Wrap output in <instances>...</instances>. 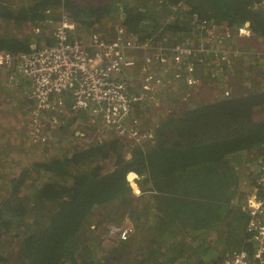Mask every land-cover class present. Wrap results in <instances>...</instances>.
<instances>
[{
  "label": "trees",
  "instance_id": "16d2710c",
  "mask_svg": "<svg viewBox=\"0 0 264 264\" xmlns=\"http://www.w3.org/2000/svg\"><path fill=\"white\" fill-rule=\"evenodd\" d=\"M253 1L126 0L123 7L116 3L91 5L80 0H24L22 4L0 0V20L12 27L11 32L0 31V50L14 53L31 51L34 44L38 48L55 44L52 37L54 30H50V27L44 26L45 30L37 35V39L22 30V27L31 21L34 28H41L40 22L46 25L52 14L61 10L75 21L80 37L99 31L100 24L119 16L124 27L137 36L139 42L157 46L161 39L167 44H174L176 40L191 43L185 38L202 41L206 34L200 22H193L195 14L201 22L226 23L220 32L223 38L216 40L218 46L224 44V41L220 42L222 39L237 45L250 40L226 33L224 30L227 31V28L236 32L242 25L250 24L252 32L251 43L242 47L246 58L241 61L249 63L246 71L250 74L248 80L252 78V85L247 88L240 86L239 80H234L229 87L226 86V89H238L230 96L222 94V98L220 96L216 101H202L195 107L184 105L156 128L161 139L155 149L147 152L151 154L146 155V151L138 146L131 158L118 156L114 168L104 171V166L97 164L95 159L108 158L110 151L121 142L117 137L111 142L94 144L70 155L33 162L12 180L11 193L0 204V234L11 230L15 224L24 225L29 210L40 208L48 212V216H45L48 219L42 226L38 229L27 228L20 247L21 264H188L191 261L194 264H221L227 248L245 247L247 218L233 204L239 185L244 180L238 172V166L243 163L257 165L264 160V118H256L258 113L264 114V55L260 54L264 52V12L252 10ZM60 16L58 20L61 22ZM15 29L19 31L13 34ZM252 41L261 48L254 47ZM255 65L260 69H254ZM203 67L204 71L211 74L206 70V61ZM227 70H223L224 74H227ZM4 75L0 73V84L5 81L2 78ZM226 77L230 79V75ZM202 80L206 84L204 78ZM219 80L224 82V79ZM219 80L210 79L211 90L221 86ZM24 86L22 83L17 87L23 89ZM183 88L187 89V85ZM17 96L21 97L15 95L12 100L18 105L27 104L26 99L19 100ZM8 103L12 108L18 107L13 102ZM135 106L133 118L144 115L145 109L149 107ZM1 113L5 114L6 109L0 108ZM25 116L19 127L16 126L18 117L12 119L15 128L12 125L10 129L16 133H19L16 129L30 131V119L27 114ZM54 137L55 140L59 139L58 134ZM256 158H260L258 162ZM132 169L150 178L149 192H143L142 196L153 200L161 213L156 218L162 219H157L155 226L151 224L150 228L154 230L150 237L152 244L145 248L140 258L131 260L129 253L126 255L129 242L121 240L116 245L114 240L110 249H105L107 253L104 257L101 243L107 239L93 234V239L83 247L86 236L83 227L95 208L114 200L120 201V214L132 212L129 205L135 196L127 180V173ZM251 178L252 184L257 183L255 173H252ZM140 181L141 187L145 189V180ZM133 185L139 191L137 185ZM23 193L27 194L20 197ZM146 194L149 195L144 196ZM233 212H236L234 220L231 218ZM177 223L189 228L192 235L212 230L215 239L211 243L201 234L192 250L189 247L190 234L181 233V238H175ZM238 226L242 232L235 236ZM162 241L163 244L160 243ZM212 254L213 260L208 259ZM127 257L128 262L122 261ZM4 259L0 254V262Z\"/></svg>",
  "mask_w": 264,
  "mask_h": 264
},
{
  "label": "built area",
  "instance_id": "2783aa9c",
  "mask_svg": "<svg viewBox=\"0 0 264 264\" xmlns=\"http://www.w3.org/2000/svg\"><path fill=\"white\" fill-rule=\"evenodd\" d=\"M251 8L264 12V0H254ZM193 22L201 23L207 38L198 40L195 46L178 40L157 46L139 42L122 23L114 25L110 35L95 31L80 37L75 21L63 14L52 35L55 44L19 53L0 50V73L5 74L2 78L9 84L25 85L30 132L37 142H46L47 135L65 118L87 113L89 123L96 127L92 137L83 132L81 138L87 142L93 139L106 142L116 136L141 145L157 143L155 128L138 118L132 119V112L137 104L161 105L156 93L165 84L174 91L179 90L181 81L187 89L199 91L203 87L204 82L196 72L199 63L194 58L200 53L216 52L209 45L217 24L201 22L196 14ZM238 36L251 37L250 27H240ZM139 51L145 62L144 75L129 76L128 70L137 65L133 52ZM227 53L223 52V56ZM231 93L229 88L223 91L227 97ZM257 184L239 204L241 214L247 218L246 245L233 250L226 264H264V161ZM132 228L130 221L127 226L124 222L112 228L111 233L127 240Z\"/></svg>",
  "mask_w": 264,
  "mask_h": 264
},
{
  "label": "rangeland",
  "instance_id": "374dc122",
  "mask_svg": "<svg viewBox=\"0 0 264 264\" xmlns=\"http://www.w3.org/2000/svg\"><path fill=\"white\" fill-rule=\"evenodd\" d=\"M9 1H12L16 4H22L24 2V0H9ZM80 1H83L84 3L86 2L91 3V5L107 4V3H112V4L116 3L118 5H122L123 7H125L126 5L125 4L126 0H122V1L121 0H118V1L117 0H80ZM63 14H65L64 10H61V12L60 11L55 12L51 16V19H50L51 21L48 20L49 23H47L46 25H43V22L39 23L41 28H39V26L34 28V23L29 21L27 22V24H25V26L22 27V30H25L27 33L31 34L32 36L35 37V39H37L36 38L37 35L40 34L42 30H45L44 26L50 27V30L52 31L55 30V28L60 23L58 18L60 15H61L60 17L62 18ZM121 16H123L122 13H121ZM119 23H122V18L119 16H117L114 19H109L105 23L100 24L99 31H103L110 35L113 32L112 31L113 26ZM224 24L226 23H223V25L217 24L216 29L212 32L213 39L211 40V42L212 41L213 42L212 43L210 42L211 44L209 46L216 52H214L213 55L206 54V53L205 54L200 53L198 54L199 55L198 57L194 58L196 62L199 63V68L196 70V72L198 73V76L200 78H204V80L206 81V84L204 83L202 88L200 86L199 91H197L194 89L192 90L184 89L183 82L181 81L179 83L180 88L176 92L178 95L172 94L171 96H169V97H173V99L171 100L172 102L170 103L168 102L167 108L160 106L159 103L153 104L152 106L147 107L148 109L144 108L145 109V112L143 113L144 115L139 114L136 116V118L140 119L141 122L143 123L145 122L146 126H150V125L153 126L156 130V128L159 127L164 121H166L167 118L171 114L175 113L176 111L177 112L180 111L181 108L186 104L191 105V107L192 106L195 107V106H199L202 103V101L211 102V101L218 100L220 96L222 98V94H223V91L226 89V86L229 87L232 84V81L234 80L235 81L239 80L240 86L244 85L247 88H249L252 85L251 84L252 78L251 80H248L250 74L248 73V71H246L249 66V63L241 62L245 60L246 58L244 56V51L242 47L247 46L246 43H251L250 40L252 38L251 37L248 38L250 40H248L247 42L241 41L239 43L240 45H237L233 43L232 41L226 42L225 40L222 39L220 40V42L224 41V44L220 43L221 46H218L216 44V40L217 38H223V36L220 35V32L223 30L224 28L223 26H226ZM11 29L12 27L9 26L7 22L0 20V31H3L5 33V32H9ZM33 30H37V31L34 32ZM18 31L19 29L13 30V34L18 33ZM224 31L232 35L235 34V37L237 38V35H236L237 31L235 32L234 29L232 30V29L227 28V31L226 30ZM205 36L206 37H203V38H207V35ZM84 39H88V38H84ZM185 39H188V41H191V43L194 44L193 46H195L198 42V38H185ZM244 39H247V38H244ZM160 43L163 44L164 39H161ZM252 44H254V47H256L257 49L261 48V46H258V44L254 41H252ZM35 47H36V44H34V48ZM225 51H227L228 53L226 54V56H223V52L225 53ZM263 53L264 52H261L260 54L264 55ZM205 61H206V65L208 66L206 67V70L209 71L211 74L204 71L205 66L203 67V64H204L203 62ZM253 68L260 69V67L257 65L253 66ZM226 69H228L226 73L230 75L229 77L230 79H228L226 77L227 74H224L223 72V70H226ZM218 77L221 80L224 79L226 83H224L223 81L220 82ZM210 79L219 80V82L222 83L221 86L216 88V90H211ZM3 82L2 84H0V86L3 87V90L0 87V108L6 109L4 107L10 105V103L8 102H11V103L13 102L18 107L16 108L14 107L15 108L14 109L10 105L11 106L10 108H12L10 112L21 114L22 112H24V109L21 110V108H19L20 105H18L14 100H12V98L14 97L15 92H18V95L21 96V97L17 96L18 99L24 100L23 98L25 95L24 94L25 87H23V89H16L17 91H14L13 89H11V87L13 86L17 87V86H20L21 84L15 85L14 83L9 84L8 81L5 83ZM235 90H238V89L233 88L231 92L234 93ZM4 102L6 103L4 104ZM144 109H142V112L144 111ZM0 115H4V114L1 113ZM80 115L81 114H75L74 116H71L69 119L65 118L64 121L55 130H52V132H50L47 135L48 142H45L44 144L36 143L37 139L32 137L33 133L30 131H26L28 133V136H26L24 132L21 133L23 139L19 137L15 138L12 133L9 136H7L6 142L4 138H2L1 140V137H0V204L3 202V199L6 196L10 195L11 190H12V187H11L12 180L16 177H19L23 169H25L26 166L32 164L33 162L41 161V160H48L49 158H52V157L70 155L76 150L90 147L94 144H98V143L101 144V143H106L109 141L111 142V140L113 141L115 139H118L116 136L115 137L113 136L109 138L106 142L105 141L104 142L102 141L94 142L95 139H93L91 142H87L86 140L81 138L82 136H77V132L79 131L82 133L84 132L85 136L87 137H92L96 129L94 125L89 123L90 122L89 118L82 119ZM134 115L135 114L133 111L132 117H131L132 119H134L133 118ZM17 117L18 116L15 115L16 119ZM22 118L24 119L26 118V116L23 114ZM256 118L263 119L264 114L258 113ZM23 119H21V122L24 121ZM16 122H18V120H16ZM12 125H14V121H12L10 126ZM14 128H15V125H14ZM55 133L59 135L58 140H55V137H54L56 136ZM159 139L161 138L157 134V143H147L145 145L119 139V141H121L120 144H118L115 149H112L110 151V156L108 158L98 157L95 159V162L99 165L104 166V171H110L111 169L114 168L116 160L117 158H119L118 156H121V157L123 156V158L129 159L133 156V151L139 148L138 146H140V148L144 151H151L156 148ZM5 143L7 144L6 148L4 146ZM25 145L29 147L28 151H26ZM259 159L260 158H256V161L258 162ZM263 161L264 160H262L261 163H258L257 165L252 164V163H248L247 165H245L243 163L238 166V172L239 174L242 175L244 179V184L239 185V186L243 187L244 185L248 184V180H252L251 178L252 173H255V177L258 180L260 179L262 175ZM39 183L40 181L37 183V185ZM133 183H135V181H133ZM256 184L257 183L252 184L251 188H249L245 192L241 191L240 189L238 190L237 196H236L237 199L239 198L238 203H240L242 199H245L248 195L251 194L255 186H257ZM144 187L145 189L140 187L141 191L147 189L146 191H143V192H146V193L149 192L148 191L149 185H144ZM139 191H136L134 187L133 195L135 196V198L133 201L131 200L132 202L129 205L132 207V212L126 211L120 214L119 212L120 210L118 209V207L120 206L119 200H114L108 205H103V206H99L95 208L94 211L91 213L92 215L89 216L86 222V225L83 227L84 233L86 235L85 241L83 242V247L86 246L87 241H91V239H93L92 237L95 236L93 234H98L101 238H105V239L108 237L107 240L102 241L101 243L103 247L101 254H104V257H106L105 255L107 252L105 251V249H110V247L114 243V240H116L115 245L121 240V239L120 240L116 239L117 236L111 233L112 232L111 229L114 227L123 225L124 222H125V225L127 226L130 221V223H132L134 227L136 228L134 229L135 233L131 235V237L127 240L130 246H128L129 248H128V252L126 253V255L129 253L128 257L132 258L131 260H133L135 257L140 258V256L143 255V252H145L144 251L145 248L149 246L150 244H152L150 241V237L152 238L154 234V230L150 228V226H152L151 224L155 221V215L158 211L157 210L155 211V209H152L153 204H154L153 200L151 198H143L142 196L143 193H139ZM27 193H29V191H27ZM27 193L21 194L20 197L23 195H26ZM147 195L149 194H146L144 196H147ZM150 200H151V203L149 202ZM16 202H17V199H16ZM235 214L236 212H233V214H231V218H233V220L235 219ZM45 216H48V212L46 210H43L40 208L29 210L25 215L24 225L17 226L18 224H15L12 226L11 230L4 231L2 232V234H0V254H2L5 258L2 262H0V264H21L22 256H21L20 247H21L23 236L28 227L29 228L35 227V229L36 228L38 229L39 226H42L48 219V218L45 219ZM126 218H129V220ZM150 218L152 219V222H149ZM226 224L227 223L224 224L225 227H226ZM185 232L190 234L189 228L187 229L186 226L182 224L180 225L179 223H177L175 227V234H176L175 238H181V236L179 235L181 233L185 234ZM238 232H242L240 231V226L236 228L235 236L238 234ZM201 234L205 238H208L211 243H213L215 239V234L213 233L212 230L209 232L207 231L206 233L200 232V234H196V235L190 234V239H189L190 246L189 247L192 250H194L195 248L194 247L195 241L201 238L202 236ZM112 236H115V237L112 238ZM222 242L226 244L225 240H223ZM160 243L163 244V241ZM226 251H230V250H228L227 248ZM212 255L214 256V254ZM128 257L126 259H123L122 261L128 262ZM132 262L133 261H131V263ZM188 264H194V263L193 261H191Z\"/></svg>",
  "mask_w": 264,
  "mask_h": 264
},
{
  "label": "crops",
  "instance_id": "0c3cea01",
  "mask_svg": "<svg viewBox=\"0 0 264 264\" xmlns=\"http://www.w3.org/2000/svg\"><path fill=\"white\" fill-rule=\"evenodd\" d=\"M50 19H48V20H50ZM52 35H53V33H52ZM159 44H160V42L158 43V45ZM36 48H38V47H36ZM133 55L137 57V65L134 68L128 70V75L129 76H133V77H140V76L142 77L144 75V66H145L143 55L141 54L140 51L139 52H133ZM137 84H139V83H137ZM3 86H5V85H3ZM0 87L3 90V87L2 86H0ZM11 89H13L14 91H17L16 89H18V88L11 87ZM139 90H140V87L136 86V91H139ZM176 92L177 91H174L170 85L165 84V86L162 87L156 93V95L160 98V101L162 103L160 106H163V107L167 108L168 107V102L169 103L172 102L171 100L173 99V97H169V96H171L172 94L178 95ZM15 95H18V92H15L14 96ZM22 98H23V96H22ZM23 99H25V98H23ZM18 102H19V100H18ZM148 106H149V104H148ZM10 107H11L10 105L5 107L6 108V113L4 115H2V117H1V119H2L1 120L2 127L0 129V137H1V140H2V138H4L5 142L7 141V136H9L11 133L14 135L15 138L19 137V138L23 139L22 134L20 133V132H23L22 129H20V130L16 129V131L18 130V132H19V133H16L13 129H10V125H8V123H10V124L12 123V119L15 118V115L18 116V122H16L17 123L16 124L17 127H19V124L22 123L21 119H23L22 116H21L22 114L11 113L10 111L12 110V108H10ZM82 114H83V116H82ZM82 114L80 115V117L82 119L90 117L89 114H87V113H82ZM23 125L25 126V124H23ZM24 133L26 134V136H28V133L26 131ZM77 136H83V133L78 131L77 132ZM242 160H245V158H242ZM243 184H244V180H242L241 185H243ZM251 186H252V180H248V184L244 185L243 187L239 186V189L244 192V191L248 190L249 188H251ZM236 196L233 199L234 202L237 200ZM152 209H155V211L156 210L158 211L156 213V215H155V221L152 223L153 225H155L157 223L156 220L157 219L161 220L162 217L161 218H156V216H160L161 215V213L159 211V207L156 208V206L153 204ZM149 222H152L151 218H150ZM159 257H161V255H159ZM213 258H214V256H211L208 259L213 260ZM159 260H162V258H159ZM207 262H209V261H207Z\"/></svg>",
  "mask_w": 264,
  "mask_h": 264
},
{
  "label": "clouds",
  "instance_id": "9594fccd",
  "mask_svg": "<svg viewBox=\"0 0 264 264\" xmlns=\"http://www.w3.org/2000/svg\"><path fill=\"white\" fill-rule=\"evenodd\" d=\"M247 22H249V21H247ZM249 23H250V22H249ZM244 25H245V24H244ZM242 26H243V25H242ZM242 26H241V27H242ZM248 26L250 27V24H249ZM238 32H239V29L237 30V36H238ZM238 37H239V36H238ZM251 37H252V36H251ZM241 38H243V37H241ZM246 38L248 39V37H246ZM249 38H250V37H249ZM20 108H21V110L24 109V112L21 113V114H22L21 116H23V114H24V115L27 114V116H28V107H27V105H24V104H23V105H21ZM157 145H158V144H157ZM146 152H148V151H146ZM147 154H151V153H147ZM134 187H135V186H134ZM138 188H139V190H141L139 186H138ZM251 193H252V192H251ZM243 200H244V199H243ZM243 200H242L241 202H243ZM241 202H240V203H241ZM240 203H238V200H236L235 202L233 201L234 206H236V207L239 209V212L241 213V211H240V207H239V204H240ZM245 227H246V225H245ZM133 229H134V225H133V228H132V232H131V234H130V237H131V235H133ZM134 233H135V232H134ZM244 233H245V232H244ZM113 237H115V236H112V238H113ZM130 237H129V238H130ZM129 238H128V239H129ZM106 239H108V237H107ZM116 239H117V240H120L118 237H116ZM128 239H127V240H128ZM127 240H122V241H127ZM233 250H235V249H233ZM233 250L226 251V252L224 253V256H222L221 264H226L225 262H226L227 258L229 257V255L232 253ZM156 258H159V257H156Z\"/></svg>",
  "mask_w": 264,
  "mask_h": 264
},
{
  "label": "flooded vegetation",
  "instance_id": "af4514ba",
  "mask_svg": "<svg viewBox=\"0 0 264 264\" xmlns=\"http://www.w3.org/2000/svg\"><path fill=\"white\" fill-rule=\"evenodd\" d=\"M133 113V112H132ZM146 155H147V152L145 153ZM149 155V154H148ZM130 171H136V170H129L128 171V173L130 172ZM128 173H127V175H128ZM141 175V174H140ZM139 175V178L138 179H136V180H134L135 181V184H137L139 187H141V181L140 180H145V182H144V184L143 185H151V181H150V178H148V176L144 173V175H141L140 176ZM150 181V182H149ZM131 185V184H130ZM131 188L133 189V192H134V185L132 184L131 185ZM142 193H143V191H142ZM239 201V200H238Z\"/></svg>",
  "mask_w": 264,
  "mask_h": 264
},
{
  "label": "water",
  "instance_id": "95a60500",
  "mask_svg": "<svg viewBox=\"0 0 264 264\" xmlns=\"http://www.w3.org/2000/svg\"><path fill=\"white\" fill-rule=\"evenodd\" d=\"M139 173L137 171H130L127 175V180L128 182L132 185L133 184V181L136 180V177L137 179L139 178ZM135 178V179H133Z\"/></svg>",
  "mask_w": 264,
  "mask_h": 264
},
{
  "label": "bare ground",
  "instance_id": "6f19581e",
  "mask_svg": "<svg viewBox=\"0 0 264 264\" xmlns=\"http://www.w3.org/2000/svg\"><path fill=\"white\" fill-rule=\"evenodd\" d=\"M133 179H135V178H133Z\"/></svg>",
  "mask_w": 264,
  "mask_h": 264
}]
</instances>
